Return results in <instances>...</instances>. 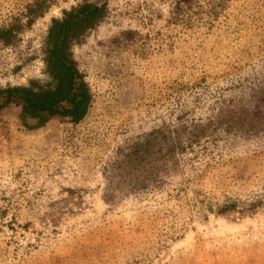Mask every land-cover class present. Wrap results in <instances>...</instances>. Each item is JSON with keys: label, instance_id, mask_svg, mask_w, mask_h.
I'll use <instances>...</instances> for the list:
<instances>
[{"label": "rangeland", "instance_id": "374dc122", "mask_svg": "<svg viewBox=\"0 0 264 264\" xmlns=\"http://www.w3.org/2000/svg\"><path fill=\"white\" fill-rule=\"evenodd\" d=\"M180 1L46 0L0 43V89L49 86L53 21L107 6L72 47L87 116L0 113V264H264V0Z\"/></svg>", "mask_w": 264, "mask_h": 264}, {"label": "trees", "instance_id": "16d2710c", "mask_svg": "<svg viewBox=\"0 0 264 264\" xmlns=\"http://www.w3.org/2000/svg\"><path fill=\"white\" fill-rule=\"evenodd\" d=\"M45 2L35 1L19 17L30 25L46 12ZM194 4L195 0H181L174 16H182ZM106 15V4L85 3L65 12L63 19L54 20L48 32L44 60L51 84L43 87L33 82L26 87L0 89V113L9 106H16L20 108V119L24 122L36 121L35 128L45 126L54 117L69 118L74 123H80L89 112L93 95L73 58L72 47L96 28ZM19 17L14 19V24L0 29V43L9 44L16 38L21 26ZM255 206L256 203L251 205L253 208ZM230 208L226 207L221 212Z\"/></svg>", "mask_w": 264, "mask_h": 264}]
</instances>
